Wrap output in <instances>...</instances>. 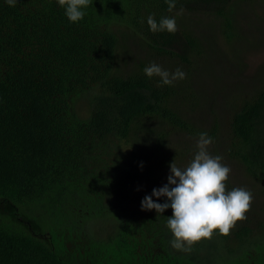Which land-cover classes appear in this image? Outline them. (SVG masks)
Listing matches in <instances>:
<instances>
[{"label":"trees","instance_id":"obj_1","mask_svg":"<svg viewBox=\"0 0 264 264\" xmlns=\"http://www.w3.org/2000/svg\"><path fill=\"white\" fill-rule=\"evenodd\" d=\"M232 1L176 0L169 12L165 0H93L71 23L56 0H0V264H264V211L251 207L229 236L184 252L170 244V208L157 214L130 201L176 156L193 158L188 147L170 150L172 131L218 140L216 122L197 128L180 109L198 105L191 89L160 85L143 70L179 61L191 72L187 53L199 56L200 45L176 14L204 6L230 39ZM150 15L174 17L175 34L152 33ZM119 28L146 58L128 65ZM228 130L223 152L264 182V86L239 100ZM141 131L149 146L126 149Z\"/></svg>","mask_w":264,"mask_h":264},{"label":"rangeland","instance_id":"obj_2","mask_svg":"<svg viewBox=\"0 0 264 264\" xmlns=\"http://www.w3.org/2000/svg\"><path fill=\"white\" fill-rule=\"evenodd\" d=\"M206 10L204 6H195L175 16L181 27L183 25L182 28L189 31L191 37L196 39L200 45L199 56L187 53L192 61V71L184 72L180 68L182 67L181 62L177 60L173 61H177L178 64L166 62L163 65L168 68L169 72L180 68L186 74V78L178 82L182 81L181 84L187 86L186 89L194 92L198 105L191 110L187 104L179 103L180 109L188 115L192 125L197 128L207 129L214 122L217 123L216 138L218 140L214 139L208 150L213 156H221L222 163L230 167L231 172L227 184L232 189L243 187L249 190L253 196L251 207L261 212L264 211V182L251 177L242 163L227 156L220 147V140H226L227 144L229 142L228 124L231 112L239 104V100L264 86V0H233L231 8L225 9L231 21L232 36L230 39H227L222 32V18H215L213 13ZM121 31L122 28H119V41L129 42L127 56L130 55L131 61L128 65L133 61L132 56L136 60L146 58L143 47L131 39L132 36ZM121 42L119 44L122 46ZM175 44L183 46L184 40L177 38ZM176 49L181 48L176 47ZM157 63L161 66L162 61ZM149 124L153 123L149 122ZM153 126L159 129L156 123ZM138 136L139 140L129 141V147L125 146V148L129 151L147 148L150 144L149 134L141 131ZM197 140L198 137L195 135L172 131L169 147H172L170 150L176 152L188 147L193 157ZM191 145H193L192 150ZM165 152L166 150L162 153ZM176 152L173 153L176 154ZM176 157L173 162L181 169L192 160L187 154ZM169 173V168H166L164 174L160 173L157 184H142L143 186L136 187L130 197L131 208L139 207L143 198L151 195L154 188L158 189L166 184ZM162 198L166 201L165 197ZM98 227L101 225L94 226L92 230H98Z\"/></svg>","mask_w":264,"mask_h":264},{"label":"clouds","instance_id":"obj_3","mask_svg":"<svg viewBox=\"0 0 264 264\" xmlns=\"http://www.w3.org/2000/svg\"><path fill=\"white\" fill-rule=\"evenodd\" d=\"M14 7L18 0H5ZM59 7L65 9L69 22L77 23L85 16L83 9L92 4L93 0H56ZM168 11L176 7V0H165ZM181 10L177 15L182 14ZM149 30L152 33L167 31L175 34L177 31L174 17H163L159 23L152 15L147 18ZM147 77H159L160 85L171 86L175 81L183 80L186 74L177 68L174 72L163 69L152 63L144 68ZM212 138L206 132H201L196 143V151L189 164L181 169L172 161L167 183L160 188H154L151 195H146L141 201V210H155L162 214L171 209L167 228L173 239L171 247L176 250L190 252L193 246L202 240L211 239L213 235L227 237L237 221L247 219L246 213L251 209L252 193L236 187L227 190L230 167L222 163V157L213 156L209 152ZM152 197H165L166 202L157 203ZM218 230V232H217Z\"/></svg>","mask_w":264,"mask_h":264},{"label":"bare ground","instance_id":"obj_4","mask_svg":"<svg viewBox=\"0 0 264 264\" xmlns=\"http://www.w3.org/2000/svg\"><path fill=\"white\" fill-rule=\"evenodd\" d=\"M223 135V134H222ZM157 137V136H156Z\"/></svg>","mask_w":264,"mask_h":264}]
</instances>
